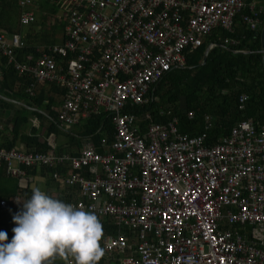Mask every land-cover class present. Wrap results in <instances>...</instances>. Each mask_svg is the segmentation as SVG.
Segmentation results:
<instances>
[{
  "label": "built area",
  "instance_id": "2783aa9c",
  "mask_svg": "<svg viewBox=\"0 0 264 264\" xmlns=\"http://www.w3.org/2000/svg\"><path fill=\"white\" fill-rule=\"evenodd\" d=\"M44 1L61 7L55 15L64 23L61 42L35 46L37 57L17 61L24 41L0 30V59L29 77V97L45 84L60 90L52 109L63 133L100 115L110 125L97 141L79 138L71 153L54 144L44 152L0 147L4 174L23 188L36 176L42 180L24 169L50 170L47 177L68 194L67 204L111 227L100 241L102 260L264 264V120H239L226 135L210 138L214 120L204 114L202 131L187 136L169 110H155L165 122L152 121L157 98L149 93L168 72L183 68L185 55L215 29L231 32L236 16L254 29V8L241 14L244 0ZM37 2L18 0L21 27L48 13L39 12ZM246 100L238 95V112ZM63 264L75 262L69 257Z\"/></svg>",
  "mask_w": 264,
  "mask_h": 264
},
{
  "label": "trees",
  "instance_id": "16d2710c",
  "mask_svg": "<svg viewBox=\"0 0 264 264\" xmlns=\"http://www.w3.org/2000/svg\"><path fill=\"white\" fill-rule=\"evenodd\" d=\"M245 4L246 7L241 14L251 15L247 9L249 4L247 0ZM37 7L39 12L44 11L45 7L48 8V13L38 14L39 22L36 20L31 25L21 27L18 23L20 12L18 1L0 0V28L8 34L21 33L20 37L25 43L23 49L16 51L17 61H21L27 54L37 57L34 52L35 46H51L63 39L64 23L55 19V15L61 7L57 4L47 5L44 0H40ZM239 16L233 20V24L238 25V30L227 32L215 29L206 37L207 40L203 41L200 47L185 55L183 68L168 72L149 92L151 96L157 98V102L150 106L153 122L163 123L167 119L157 116L155 110L159 108L164 111L169 110L170 115L178 119L177 131L187 136H193L202 131V115L209 114L214 120L213 129L210 132V138H212L226 135L236 121L253 120L258 122L264 120V12L257 15L258 26L263 27L262 40L260 31L250 29ZM46 21H49V24H46L48 28L37 32L36 24L42 26ZM56 32H59L57 40L54 37ZM226 39L235 42V44H224L223 41ZM208 44L214 46L208 51L205 63L197 67ZM241 51L246 53H239ZM29 83L28 76H18L6 63L5 58L0 59V94L26 101L25 108H21L20 112H15L11 118V142L2 144L0 147L8 149L12 147L15 139L20 138L29 150L44 152L51 149L55 143V134L58 128L55 125L56 114L53 111L55 102L51 94L59 95L60 90L52 84H45L46 89H44L45 85L39 86L36 93L29 97L25 92ZM240 94L246 95L247 100L243 111L238 112L236 100ZM178 98H181V104L178 103ZM28 108L32 110L29 112ZM43 112L46 113L47 125L41 142L36 137L41 128L40 125H35L37 128L33 125L28 136L19 133L21 127L27 123L28 114L41 120ZM187 112L193 114L192 119H187ZM109 125L110 120L104 115L91 117L85 121L83 126H77L80 130L77 136L78 138L89 137L92 141H97L100 131ZM99 128L100 130H98ZM69 138V142L76 140L72 136ZM24 170L26 176L38 175L44 185L52 184L50 178L47 177L50 170L44 168H40L38 172L34 169ZM32 192L33 189L28 184L22 188L19 186L17 178L6 176L3 167L0 166V200L3 199L6 202V207L0 208L2 220L3 217L6 218L5 213L12 215L16 208L21 207V204H15L16 201L21 199L23 203H26L31 198ZM47 195L50 196L48 193ZM53 198L66 204L69 201V196L65 192H59ZM101 223L103 233L109 234L111 227L105 222ZM15 227L17 225L13 226L12 217H9L5 224L0 222V229H2L0 231L7 233L9 242L14 236L13 228ZM58 262L57 257L52 261V264H60ZM98 264H101L100 261Z\"/></svg>",
  "mask_w": 264,
  "mask_h": 264
},
{
  "label": "clouds",
  "instance_id": "9594fccd",
  "mask_svg": "<svg viewBox=\"0 0 264 264\" xmlns=\"http://www.w3.org/2000/svg\"><path fill=\"white\" fill-rule=\"evenodd\" d=\"M13 220L17 227L11 242L0 231V264H52L57 257L98 264L105 255L97 215L54 199L38 187Z\"/></svg>",
  "mask_w": 264,
  "mask_h": 264
},
{
  "label": "crops",
  "instance_id": "0c3cea01",
  "mask_svg": "<svg viewBox=\"0 0 264 264\" xmlns=\"http://www.w3.org/2000/svg\"><path fill=\"white\" fill-rule=\"evenodd\" d=\"M247 1L249 2L248 6L254 8V12H256V18H257V15L259 13L261 14V12H264V0H261L258 3V6L251 3V1H257V0H247ZM244 15H246V14H244ZM238 28H239L238 25L236 23H234L233 27H232V30H234V29L238 30ZM254 29H258L260 31V38L262 40L263 27L258 26V21H257V24L254 27ZM206 40H207V38H205L203 41H206ZM233 44H235V42H233ZM206 48H208V46ZM242 53H246V52H242ZM37 90L38 89L35 90V93H36ZM0 96H1L0 97V145H2V144H5L7 142H11V139H12L11 138V129L12 128H11V123H10L11 118L13 117L15 112H20L21 108H23V109L25 108L26 101L23 100V99L16 100L14 98L12 99L11 97H5L2 94H0ZM58 100L59 99H57V101ZM57 101L55 102V106L57 105ZM55 106H54V109H55ZM31 110H32L31 108H28L29 112ZM27 116H28L27 123L21 127V130H20L19 133L22 134V135H27L28 136L29 135V131H30L31 127H33V125H34L35 128H37L35 125H37V126L40 125L41 128L38 131V133L36 134V137H37L38 141L41 142L42 139H43V136H44L45 128H46L44 126L47 125V121L45 120V119H47V117H43V119L37 120L33 115L28 114ZM31 120H35L36 122L32 125L31 122H30ZM77 129L78 130H77L76 135H74V136L70 135V136H72V137H74L76 139L74 142H69L68 141L67 143H64L63 146H57L56 143H54V145L57 148V151L71 153L74 150L78 149V147H79V138H78L77 135L79 134L80 130H79V127ZM12 147L22 148V149L25 148V149L29 150L28 148L25 147L24 142L20 138H17V139L14 140V142L12 143ZM37 179L38 178L36 177V180ZM36 187H38V186H36ZM33 188H35V187H33ZM5 216H6L7 219L9 217H12V215H10L8 213H5ZM1 218L2 217H1V213H0V220H1ZM6 242H9V241H6ZM122 256H124V255H122ZM122 256H121V258H122ZM58 261H59L58 263L63 264V259L58 257ZM100 263L101 264H119V261L118 260H113V259H106V260H102L101 259Z\"/></svg>",
  "mask_w": 264,
  "mask_h": 264
},
{
  "label": "rangeland",
  "instance_id": "374dc122",
  "mask_svg": "<svg viewBox=\"0 0 264 264\" xmlns=\"http://www.w3.org/2000/svg\"><path fill=\"white\" fill-rule=\"evenodd\" d=\"M16 1H18V0H16ZM261 0H257V1H251V3L252 4H255V5H257L258 6V3L260 2ZM40 2V0H38V2H37V4ZM29 7V6H28ZM44 11H48V8H44ZM37 16H39L38 14H35V19L39 22V18L37 17ZM38 24V23H37ZM36 24V26H37V28H36V31L37 32H39V31H43V29H46V28H48V26L46 25V24H49V21H46L45 23H43V25L41 26V25H37ZM21 29V28H20ZM22 29H24V28H22ZM0 30H4V29H2V28H0ZM18 34H20V36H22V34L21 33H18ZM58 36H59V32L57 33H55V39L57 40L58 39ZM45 88L44 89H46L47 87H46V85L44 86ZM51 96L53 97V99H54V102H56L57 101V99H58V96L57 95H55V94H51ZM181 98H178V103H180L181 104ZM157 102V101H156ZM155 103V102H154ZM153 103V104H154ZM161 106H163V105H161ZM44 127H46V126H44ZM78 127H72L69 131H67L66 133H63L62 131H60L59 129H57L56 130V134H55V140H54V142L56 143V145L57 146H63V144L64 143H67L68 141H69V136L70 135H76V133H77V129ZM29 182V187L30 188H33V187H36V186H38V188H40L41 189V191H43V192H45V194H49L50 195V197H55L59 192H58V190L56 189V187L54 186V184H51L50 183V185H44V183H43V180H39V179H37V180H34L33 182H32V179L30 180V181H27V183ZM32 182V183H31ZM37 183V184H36ZM32 194H33V192H32ZM15 204H21V207L19 208V209H17L16 208V211L14 212V213H12V220H13V217L17 214V213H19V212H21L22 210H23V201L21 200V199H19L18 201H16L15 202ZM6 220H7V218H5V217H3V220L1 219V222H4V224H5V222H6ZM13 226H16V223L14 222V220H13ZM0 230H2V229H0Z\"/></svg>",
  "mask_w": 264,
  "mask_h": 264
},
{
  "label": "water",
  "instance_id": "95a60500",
  "mask_svg": "<svg viewBox=\"0 0 264 264\" xmlns=\"http://www.w3.org/2000/svg\"><path fill=\"white\" fill-rule=\"evenodd\" d=\"M209 49L208 48H205L204 49V52H203V55H202V59H201V62L197 65V67L203 65L205 63V60H206V56H207V53H208ZM239 53H242V52H239ZM1 97V96H0Z\"/></svg>",
  "mask_w": 264,
  "mask_h": 264
}]
</instances>
